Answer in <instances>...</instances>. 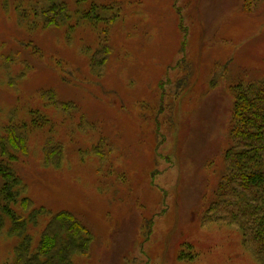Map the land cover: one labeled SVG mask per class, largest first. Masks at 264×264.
Returning <instances> with one entry per match:
<instances>
[{
  "label": "rangeland",
  "instance_id": "1",
  "mask_svg": "<svg viewBox=\"0 0 264 264\" xmlns=\"http://www.w3.org/2000/svg\"><path fill=\"white\" fill-rule=\"evenodd\" d=\"M97 2L106 16L120 10L95 74L91 22L68 41L64 27L29 31L21 0L0 5V141L30 111L52 118L32 123L15 163L29 196L93 233L77 264H263L238 227L204 213L225 168L232 86L264 76V0L250 12L244 0ZM48 89L75 107H47ZM49 138L63 145L60 167L45 164ZM9 229L0 264L13 263L19 242Z\"/></svg>",
  "mask_w": 264,
  "mask_h": 264
},
{
  "label": "trees",
  "instance_id": "2",
  "mask_svg": "<svg viewBox=\"0 0 264 264\" xmlns=\"http://www.w3.org/2000/svg\"><path fill=\"white\" fill-rule=\"evenodd\" d=\"M88 1L85 5L84 0H74L75 11L66 0H29L25 6V0H21L16 7L21 9L20 18L29 31L64 27L68 41L74 39L73 32L78 25L86 20L91 22L95 48L87 47L86 52L95 74L102 72L111 53L110 25L119 16L120 9L117 6L116 13L106 16L109 6L97 0ZM260 1L244 0V7L248 12L253 11ZM232 92L225 168L204 218L238 227L244 244L264 264V76L239 81L232 86ZM42 97L47 107L63 111L75 107L74 101L60 100L51 89L43 91ZM30 115V122L9 124L6 136L1 137L0 234L9 221L10 234L19 239L12 264H77L78 257L89 254L93 233L70 211L55 212L46 206H37L16 169L15 163L28 153L29 127L32 123L41 125L52 120L42 110L30 111ZM63 161V145L49 138L45 145V164L60 167ZM37 230L40 239L35 244Z\"/></svg>",
  "mask_w": 264,
  "mask_h": 264
}]
</instances>
